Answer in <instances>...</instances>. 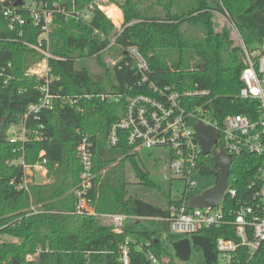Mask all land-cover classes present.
Wrapping results in <instances>:
<instances>
[{
  "label": "trees",
  "instance_id": "16d2710c",
  "mask_svg": "<svg viewBox=\"0 0 264 264\" xmlns=\"http://www.w3.org/2000/svg\"><path fill=\"white\" fill-rule=\"evenodd\" d=\"M11 1L26 4L28 0ZM41 1L51 6L55 0ZM90 2L62 0L68 11H84ZM110 2L123 13L120 33L114 31V25L98 8L92 10L89 21L74 15H54L49 34V51L54 58L49 60V65L58 80L52 90L67 103L56 101L54 109L42 112L38 121L31 118L27 122L29 129L39 130L42 140L30 135L31 140L24 145L26 163H42V151L47 160L46 180L42 185H34L30 194L10 184L12 180L19 183L24 171L19 166L7 165L22 151L14 153L15 147L21 145L10 144L6 130L20 124L27 107L39 101L37 82L26 78L25 71L42 56L21 41L37 44L40 29L24 14L25 35L19 38L9 29L0 6V69L4 70V76L0 77V125L7 119L0 137V227L12 224L3 233L16 239L0 243V264L15 261L20 264H121L119 254L127 238L131 264H150L149 253L161 263L175 259L189 264L194 251L200 252L202 264H220L218 238H234L233 229L225 228L206 229L191 236L170 233L164 220L169 216L170 207L182 204L189 197L184 194L182 200L175 201L166 195V206L162 207L131 193L129 173L135 175L146 193L161 188L152 179L140 152L130 156L131 148L125 140L110 148L108 136L111 125L123 117L127 99L151 94V82L179 92L207 91L209 95L204 100H195L193 105L205 104L211 117L220 123L228 115H254L258 101L239 97L245 63L237 35L252 54L264 45V0ZM104 10L115 24L119 23L121 15L116 7ZM131 47L140 51L152 72L146 86H139L142 76L135 59L127 53ZM109 54L115 60L112 65L107 63ZM93 59L98 65L95 73L86 66V61ZM105 94L122 98L119 102L102 101L100 96ZM69 100L77 102L71 104ZM82 137L89 139L94 150L95 178L90 192L94 214L91 215L77 213L74 194L80 183L77 147ZM145 152L151 156L155 151ZM158 154L168 167V157ZM259 164L260 158L248 153L233 157L228 185L237 190V196L226 198V205L239 207L248 202L251 196L248 186ZM202 165V174L218 177L212 157H202ZM168 171L171 174L169 167ZM113 214L137 220L126 224L124 235H117L105 217ZM163 234L169 247L159 240ZM38 251L35 259L27 262V257ZM241 251L237 259L241 263L264 264V245L250 261L247 250ZM171 261L169 264H175Z\"/></svg>",
  "mask_w": 264,
  "mask_h": 264
},
{
  "label": "built area",
  "instance_id": "2783aa9c",
  "mask_svg": "<svg viewBox=\"0 0 264 264\" xmlns=\"http://www.w3.org/2000/svg\"><path fill=\"white\" fill-rule=\"evenodd\" d=\"M107 4L108 0H91L84 11H74V9L68 11L62 0H55L51 6L42 3L41 0H28L22 5L13 4L11 0L8 3L0 0L2 14L8 22L9 29L16 32L19 38L25 35L27 20L24 14H28L34 25L40 29L37 44L21 41L42 56L40 61L25 71L26 78L37 82L35 89L40 93L39 101L27 107L20 124L11 125L6 130L8 142L12 145H21L15 147L14 153L22 151V154L7 162L8 167L19 166L24 171L19 183L16 180L10 182L11 185H16L18 191L30 194L31 188L37 185L36 173L40 172L42 176H46L47 172L44 167L47 162L44 151L40 154L42 163L28 165L25 161L24 145L31 140L30 135L33 134L36 140H42L39 130L29 129L27 122L31 118L38 121L42 112L54 109L56 101L67 103L64 97L52 90L53 83L58 80L52 75L49 65V60L54 58L49 51V34L54 15L60 14L65 17L74 15L89 21L91 12L95 8L106 14L104 8ZM235 31L238 32L236 29ZM237 36L243 48L245 63L241 75L243 87L239 97L243 100L258 101V109L254 115H228L220 123L211 117L205 104L193 105L197 99L204 100L209 95L207 91L179 92L170 87L160 88L151 82L149 83L151 94H138L127 99L123 117L111 125L108 136L110 148L117 147L122 140H125L131 152L135 154L142 151L163 150L168 157V167L173 177L186 180L187 183L189 177L201 173L203 167L202 157L205 155L202 153L195 132V126L199 123L217 130L218 140L214 148L217 152L223 149L232 160L233 157L243 153L260 158L258 171L248 186L251 196L245 204L233 207L224 203L226 198L234 199L237 196V190L228 185L218 207L190 209L189 201L192 197L185 193L189 199H185L180 205L171 206L169 216L164 219L169 225L170 233L174 235L191 236L212 228L233 229L234 238L220 237L217 240V251L220 257H223L220 264H244L237 260L242 249L247 250L250 261L264 245V45L258 52L252 54L246 49L240 36ZM127 53L135 59L137 70L142 76L139 86H146L152 74L147 60L135 47L128 49ZM3 71L0 69V77L4 76ZM90 97L86 96V98ZM100 98L102 101L119 102L122 96L105 94ZM68 102L75 104L77 100ZM77 156L81 172L79 186L74 192L77 199L76 211L78 214L91 215L94 212L91 208L90 192L95 173L94 150L88 138L80 139ZM32 211L34 214L37 213L33 207ZM105 217L110 221L112 231L117 235L125 234L127 221L137 220L121 214ZM10 225L12 224L0 227V243L8 241L4 238L8 235L3 231ZM127 243L128 238L120 250L121 264H131ZM147 259L150 264H162L152 253L147 255Z\"/></svg>",
  "mask_w": 264,
  "mask_h": 264
},
{
  "label": "rangeland",
  "instance_id": "374dc122",
  "mask_svg": "<svg viewBox=\"0 0 264 264\" xmlns=\"http://www.w3.org/2000/svg\"><path fill=\"white\" fill-rule=\"evenodd\" d=\"M108 6H112L113 4L110 2L107 4ZM115 5V4H114ZM116 6V5H115ZM117 7V6H116ZM119 9V7H117ZM120 10V9H119ZM121 11V10H120ZM122 12V11H121ZM106 17L110 20V22L114 25V31L121 29L122 25L124 24V18L122 13V19L119 21V23L115 24L110 17H108L107 14H105ZM222 20L224 18L220 16ZM112 36V35H111ZM114 57L112 54H109L107 57V63L108 65L113 64ZM86 66L95 73L97 71V63L93 60L86 61ZM191 70V68H190ZM155 152L152 153L151 156L145 151L140 152L141 155L140 158L142 161L146 164L147 169L149 170L152 179L159 185L161 188L160 191H152L150 193H146V189L143 188V186L138 184V180L135 178V175L133 173L128 174V180L130 182V191L131 193H136L140 197L146 198L148 201H153L155 204H159L162 207H165L166 204L164 200L166 199L165 196H170L171 199L175 201H180L183 199L184 194H189L191 197H198L203 194L204 191L207 189H210L216 185L217 182V176L214 174H202V173H195L191 175L188 179V183L186 180H182L179 178H174L173 175L168 171L167 164L164 161H161L160 155L158 153L163 154V150H154ZM165 154V153H164ZM156 161H158V165L156 164ZM189 184V185H188ZM165 198V199H164ZM145 200V199H144ZM135 220H129L127 221L128 224H134ZM8 241H16L14 237H4ZM161 243L164 244V246H167V236L165 234L162 235ZM168 249V248H167ZM169 258V257H168ZM223 257H220V262L223 260ZM35 259V255H31L27 257V262L33 261ZM171 261V260H170ZM170 261L163 260L162 264H169ZM175 264H182L179 261L175 260L171 261ZM202 256L200 252L194 251L193 257L189 264H202Z\"/></svg>",
  "mask_w": 264,
  "mask_h": 264
},
{
  "label": "water",
  "instance_id": "95a60500",
  "mask_svg": "<svg viewBox=\"0 0 264 264\" xmlns=\"http://www.w3.org/2000/svg\"><path fill=\"white\" fill-rule=\"evenodd\" d=\"M17 5H22V2H17ZM6 123L7 119H4L0 125V137L4 133ZM195 132L199 139V144L202 149L203 155L212 157L219 173L216 185L204 191L202 195L191 198L189 201V208H215L219 206L224 192L228 187V178L230 175L233 160L227 156L226 152L223 149L219 152L214 149L218 140V132L215 128L199 123L195 126ZM130 156H135V153L131 152ZM43 182L44 179L41 173L37 172V185H42ZM13 264L20 263L15 261Z\"/></svg>",
  "mask_w": 264,
  "mask_h": 264
},
{
  "label": "crops",
  "instance_id": "0c3cea01",
  "mask_svg": "<svg viewBox=\"0 0 264 264\" xmlns=\"http://www.w3.org/2000/svg\"><path fill=\"white\" fill-rule=\"evenodd\" d=\"M106 6H107L108 8H109V7H116L115 5H112V6H108V5H106ZM116 8H117V7H116ZM117 9H118V8H117ZM118 11H119V13H120V15H121V19H122V12H121L119 9H118ZM121 19H120V20H121ZM46 175H47V172H46ZM42 177H43L44 182H45L47 176H42ZM44 182H43V183H44Z\"/></svg>",
  "mask_w": 264,
  "mask_h": 264
},
{
  "label": "bare ground",
  "instance_id": "6f19581e",
  "mask_svg": "<svg viewBox=\"0 0 264 264\" xmlns=\"http://www.w3.org/2000/svg\"><path fill=\"white\" fill-rule=\"evenodd\" d=\"M107 8V7H106ZM105 9V8H104Z\"/></svg>",
  "mask_w": 264,
  "mask_h": 264
}]
</instances>
